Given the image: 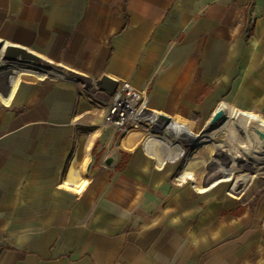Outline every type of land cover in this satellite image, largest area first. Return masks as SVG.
Here are the masks:
<instances>
[{"label":"crops","instance_id":"0c3cea01","mask_svg":"<svg viewBox=\"0 0 264 264\" xmlns=\"http://www.w3.org/2000/svg\"><path fill=\"white\" fill-rule=\"evenodd\" d=\"M0 42L58 70L0 74V264H264V178L234 163L264 164L245 127L264 122V0H0ZM101 75L172 140L128 148L85 93ZM219 107L196 146L234 151L216 166L240 191L171 181L192 117Z\"/></svg>","mask_w":264,"mask_h":264},{"label":"rangeland","instance_id":"374dc122","mask_svg":"<svg viewBox=\"0 0 264 264\" xmlns=\"http://www.w3.org/2000/svg\"><path fill=\"white\" fill-rule=\"evenodd\" d=\"M6 63V62H5ZM27 65V64H26ZM34 68V67H33ZM45 69H51L53 72L57 69L49 66L43 67ZM54 69V70H53ZM3 73H12L16 75L14 72L11 71H0V74ZM22 77H31L30 75H21ZM95 92L91 90H85V93L92 99V101L96 104H98V98H101L100 92H97L96 89H94ZM96 104V105H97ZM101 106L105 109L106 113L108 111L107 107L105 105H97ZM140 104H137L136 109L139 110V113L141 116L149 115L144 109L140 108ZM128 112V113H127ZM127 113V114H126ZM125 120L122 126L116 127V125L109 124L104 120V123L109 125L113 128H119V131L122 133L123 136L122 139L127 140V136L130 134H134L135 138L129 142V147L132 146L136 147L137 145L141 144L143 142L144 137H150V136H168V129L164 125H154L153 123L144 120V119H137L133 120L130 117H133L135 115L134 111L128 110L126 111ZM130 116V117H129ZM203 124V122L199 121L197 118L192 117L191 122V138L188 143V147L186 151L183 153L182 157L180 158L176 169L170 175L168 178L171 181H174L176 183L179 182H189L192 186L198 187L200 189L204 187H208L211 182L217 180V179H223L227 178L229 179V183L233 185L234 190L240 191L238 182L236 183L235 180L239 177H241V173H236L230 176L225 175L222 171V168H219V166H216V164L221 163L225 168L230 165V158L229 156L232 155L234 151L229 152L230 154H226V152L222 150H215L213 149L212 145L209 143L201 144L199 146H196L197 143V137L200 134L201 130H198L195 128V126H199ZM242 138V137H241ZM226 139L224 132H218L215 136V141L222 143ZM244 140V137L242 138ZM128 143V141H126ZM131 149V148H130ZM244 158H240L237 160L239 165L235 164V167L238 171H242V173H247L251 176L250 179H256L259 177L264 178V164L258 162L254 158H248L243 156ZM179 170H182L181 173H179ZM191 173L193 180L189 179L188 177L184 176L185 173ZM232 188V187H231Z\"/></svg>","mask_w":264,"mask_h":264},{"label":"water","instance_id":"95a60500","mask_svg":"<svg viewBox=\"0 0 264 264\" xmlns=\"http://www.w3.org/2000/svg\"><path fill=\"white\" fill-rule=\"evenodd\" d=\"M2 47V58L11 61V62H19L22 64L33 65L37 67H45L49 66L45 61L40 59L39 57L35 56L34 54L30 53L29 51L21 48H17L6 43L0 42V48ZM95 86L97 89L104 91L107 94H112L116 85L117 81L113 80L105 75H101L98 79L94 81ZM161 118L167 119L168 117L162 116ZM225 118V113L223 111V107H219L216 111L211 115L210 119L201 124L195 126L196 129L201 131H208L210 128L215 126L218 122ZM247 131H252L258 141L259 146L264 149V122L259 120L256 117H250L246 123Z\"/></svg>","mask_w":264,"mask_h":264},{"label":"built area","instance_id":"2783aa9c","mask_svg":"<svg viewBox=\"0 0 264 264\" xmlns=\"http://www.w3.org/2000/svg\"><path fill=\"white\" fill-rule=\"evenodd\" d=\"M101 96L98 101L108 109L104 120L116 127L123 125L128 108H136L137 104L142 106L144 99L143 93L136 91L126 82H117L112 94L101 91Z\"/></svg>","mask_w":264,"mask_h":264},{"label":"bare ground","instance_id":"6f19581e","mask_svg":"<svg viewBox=\"0 0 264 264\" xmlns=\"http://www.w3.org/2000/svg\"><path fill=\"white\" fill-rule=\"evenodd\" d=\"M1 53H2V47L0 48V71H6L7 70V71L14 72L16 75H19V76H21V75H32V76H37V77H39V76H41L43 74L54 73L51 69L47 70V69H45L43 67L33 68L32 66H29V65H26V64H22V63H19V62L7 61V60L2 58V56H1L2 54ZM55 73H57V71ZM52 75H54V74H52ZM128 109L131 110V111H134V108H132V107H129ZM134 112H135V114L137 113L136 109H135ZM130 118H132V117H130ZM163 137H167V138L172 140V137L169 135V133H168V136H163ZM243 156H245V155L240 153V154H238L237 158L238 159L244 158ZM245 157L250 158L249 156H245ZM238 159L234 160V163H236L237 165H239V163L237 162Z\"/></svg>","mask_w":264,"mask_h":264}]
</instances>
